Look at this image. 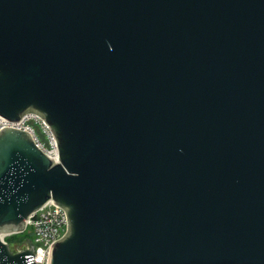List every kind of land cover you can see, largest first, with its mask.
Returning a JSON list of instances; mask_svg holds the SVG:
<instances>
[{"label": "water", "instance_id": "1", "mask_svg": "<svg viewBox=\"0 0 264 264\" xmlns=\"http://www.w3.org/2000/svg\"><path fill=\"white\" fill-rule=\"evenodd\" d=\"M0 264L53 201L50 264H264V0H0Z\"/></svg>", "mask_w": 264, "mask_h": 264}, {"label": "built area", "instance_id": "2", "mask_svg": "<svg viewBox=\"0 0 264 264\" xmlns=\"http://www.w3.org/2000/svg\"><path fill=\"white\" fill-rule=\"evenodd\" d=\"M4 128H15L28 132L43 152L54 159L57 158L54 134L45 120L40 116L30 114L25 116L20 122H9L0 118V131ZM28 231L32 237L31 243L34 246L35 263L50 264L54 243L61 240L68 232L66 210L53 201L49 202L32 214L26 221L24 233ZM16 235L20 234H4L1 238L8 243L7 240ZM17 248L11 247L14 253H20L29 250L30 244L26 243L24 247Z\"/></svg>", "mask_w": 264, "mask_h": 264}, {"label": "trees", "instance_id": "3", "mask_svg": "<svg viewBox=\"0 0 264 264\" xmlns=\"http://www.w3.org/2000/svg\"><path fill=\"white\" fill-rule=\"evenodd\" d=\"M25 239H22L21 238V236L20 235H16V236H13V237H11V238H9L8 240H7V242H8V244L12 247L13 245L11 244L12 242H14V241H17L18 243V245H15V246H13L14 248L16 247V249H18L17 247H24L25 246V244L26 243H29V242H31V240H29L28 238H26V240L24 241ZM15 251V250H14Z\"/></svg>", "mask_w": 264, "mask_h": 264}, {"label": "rangeland", "instance_id": "4", "mask_svg": "<svg viewBox=\"0 0 264 264\" xmlns=\"http://www.w3.org/2000/svg\"><path fill=\"white\" fill-rule=\"evenodd\" d=\"M20 236H21L22 239H25V240H26V238H28L29 240H32V237H31L29 231L26 232V233L20 234ZM25 240H24V241H25ZM17 243H18L17 241H14V242H12L11 244H12L13 246H15V245H18ZM13 246H12V247H13Z\"/></svg>", "mask_w": 264, "mask_h": 264}, {"label": "bare ground", "instance_id": "5", "mask_svg": "<svg viewBox=\"0 0 264 264\" xmlns=\"http://www.w3.org/2000/svg\"><path fill=\"white\" fill-rule=\"evenodd\" d=\"M4 234H1V237H3Z\"/></svg>", "mask_w": 264, "mask_h": 264}]
</instances>
